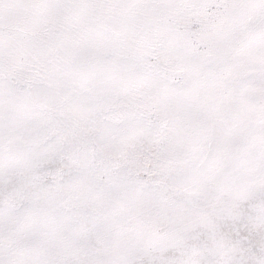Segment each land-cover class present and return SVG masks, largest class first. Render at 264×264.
<instances>
[{"label": "snow or ice", "instance_id": "6c2138e0", "mask_svg": "<svg viewBox=\"0 0 264 264\" xmlns=\"http://www.w3.org/2000/svg\"><path fill=\"white\" fill-rule=\"evenodd\" d=\"M0 264H264V0H0Z\"/></svg>", "mask_w": 264, "mask_h": 264}]
</instances>
